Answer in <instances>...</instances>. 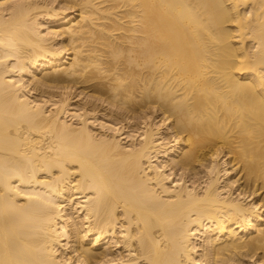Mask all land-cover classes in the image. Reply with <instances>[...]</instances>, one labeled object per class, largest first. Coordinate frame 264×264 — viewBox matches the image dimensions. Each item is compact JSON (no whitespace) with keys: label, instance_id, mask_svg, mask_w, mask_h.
I'll list each match as a JSON object with an SVG mask.
<instances>
[{"label":"bare ground","instance_id":"bare-ground-1","mask_svg":"<svg viewBox=\"0 0 264 264\" xmlns=\"http://www.w3.org/2000/svg\"><path fill=\"white\" fill-rule=\"evenodd\" d=\"M0 264H264V0H0Z\"/></svg>","mask_w":264,"mask_h":264},{"label":"rangeland","instance_id":"rangeland-1","mask_svg":"<svg viewBox=\"0 0 264 264\" xmlns=\"http://www.w3.org/2000/svg\"><path fill=\"white\" fill-rule=\"evenodd\" d=\"M122 141H124V140H122Z\"/></svg>","mask_w":264,"mask_h":264}]
</instances>
